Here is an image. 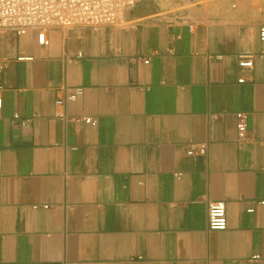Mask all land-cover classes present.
I'll list each match as a JSON object with an SVG mask.
<instances>
[{
	"label": "crops",
	"instance_id": "obj_1",
	"mask_svg": "<svg viewBox=\"0 0 264 264\" xmlns=\"http://www.w3.org/2000/svg\"><path fill=\"white\" fill-rule=\"evenodd\" d=\"M145 1L48 45L0 30V264H264V0Z\"/></svg>",
	"mask_w": 264,
	"mask_h": 264
},
{
	"label": "built area",
	"instance_id": "obj_2",
	"mask_svg": "<svg viewBox=\"0 0 264 264\" xmlns=\"http://www.w3.org/2000/svg\"><path fill=\"white\" fill-rule=\"evenodd\" d=\"M137 5V0H0V30H12L18 34H26L30 30L37 31L38 42L48 45L50 40L47 31L50 28H76L104 26H125L128 15ZM264 39V27L261 28ZM241 65L252 67V58L244 60ZM1 67V64H0ZM3 86L0 83V106L3 103ZM85 92L83 86L69 87L64 98L57 101L64 105L76 101ZM67 118V114H64ZM238 131L241 139L249 138L247 117L238 113ZM76 121L96 125L94 117L75 118ZM208 152L206 143H191L190 155H205ZM264 203V202H263ZM253 211V209H250ZM208 226L211 230L228 228L227 206L223 200L211 201L208 211Z\"/></svg>",
	"mask_w": 264,
	"mask_h": 264
},
{
	"label": "rangeland",
	"instance_id": "obj_3",
	"mask_svg": "<svg viewBox=\"0 0 264 264\" xmlns=\"http://www.w3.org/2000/svg\"><path fill=\"white\" fill-rule=\"evenodd\" d=\"M141 0H137V5L134 9L138 7V4ZM211 1L218 0H146L145 2L154 3L160 8H169L172 9V12L188 9L194 7L198 4H206ZM264 9V8H263ZM132 11V10H131Z\"/></svg>",
	"mask_w": 264,
	"mask_h": 264
}]
</instances>
